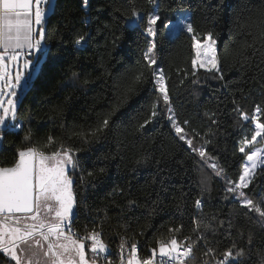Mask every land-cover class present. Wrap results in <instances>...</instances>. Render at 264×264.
<instances>
[{"label":"trees","instance_id":"1","mask_svg":"<svg viewBox=\"0 0 264 264\" xmlns=\"http://www.w3.org/2000/svg\"><path fill=\"white\" fill-rule=\"evenodd\" d=\"M134 8L143 15L159 11L156 67L164 70L176 117L189 122L194 144L210 140L207 151L228 178L238 179L245 162L239 141L250 138L253 125L240 122L235 109L249 116L256 106L264 110V0H88L86 6L83 0H56L45 27L48 55L20 98V127L4 133L0 166H11L18 150L31 144L45 152L59 143L79 149L81 168L70 173L77 198L71 227L80 235L85 228L101 231L111 261L119 259L121 236L129 244L134 239L147 257L170 228L183 225L177 238L195 239L192 230L200 221L210 228L202 233L196 258L214 262L235 244L245 253L240 264H264V220L234 200L225 181L176 137L167 113L140 128L158 94L143 58L148 38L129 27ZM183 10L198 38L208 32L220 37L221 73L200 69L193 76L191 34L167 35L165 25ZM84 32L92 39L78 48L74 39ZM104 118L108 128L91 135ZM48 137L51 149L44 147ZM202 177L207 184L200 183ZM246 191L256 202L264 199V167ZM208 249L213 255L206 257ZM0 264L14 262L0 252Z\"/></svg>","mask_w":264,"mask_h":264},{"label":"snow or ice","instance_id":"2","mask_svg":"<svg viewBox=\"0 0 264 264\" xmlns=\"http://www.w3.org/2000/svg\"><path fill=\"white\" fill-rule=\"evenodd\" d=\"M148 3L155 5L156 0H148ZM83 4L86 6L88 0H83ZM54 11L55 0H0V141L4 139L6 129L20 127L17 119L18 92L31 88L46 60L48 52L44 25L46 18ZM160 19L158 10L143 15L141 10L135 8L128 18L129 27L140 28L148 38L143 58L146 66L152 70L153 87L158 94L152 103L148 119H145L140 128L150 124L161 112H166L176 137L192 153L197 154L215 176L225 181L226 192L242 207L264 218V208L261 207L264 199L256 202L246 191L253 184L257 169L264 167V148L256 146L258 138L264 141V122H261L264 110L256 106L254 113L249 116L239 106L235 109L239 121H250L253 131L250 138L245 135L239 141L238 151L245 162L238 179L232 180L219 165L217 158L207 151L206 146L211 141L204 140L199 145L194 144V137L186 131L189 122L184 120L181 123L176 117L164 70L156 67V25ZM165 27L172 29L174 33L183 31L191 34L193 76L200 69L209 73H221L217 42L211 32L206 33L202 39L198 38L186 15H180L175 23L168 21ZM91 39V34L84 32L75 37L74 44L82 48ZM142 79L141 72L137 74L136 80ZM108 126L109 119L104 118L91 135L96 136ZM238 126L242 127L243 124L238 122ZM25 139L31 142L32 138L29 135ZM53 144V138L48 137L44 147L51 149ZM78 152L79 149L67 147L63 143L57 144L55 150L48 152L31 144L18 150L17 159L11 166H0V252L14 264H113V261L107 259L109 248L101 231L95 228L88 231L85 228V234L80 235L71 227L77 198L73 188V175L70 173L74 174L81 168ZM99 172L103 173L104 169H99ZM87 175L91 177L94 173L88 172ZM200 183L207 184V178L202 177ZM202 199L203 197L195 200L197 210H202ZM183 227L180 225L170 228L168 238L157 240V246L150 250L147 257L139 256L134 239L129 244L130 238L121 236L118 264H192L196 260L197 246L205 239L202 233L210 225L204 224L202 227L201 222L196 221L192 230L196 238L189 235L178 239ZM203 255H213V250L208 249ZM220 256L222 259H215V264H240L245 253L233 244ZM202 264H208V261H203Z\"/></svg>","mask_w":264,"mask_h":264},{"label":"rangeland","instance_id":"3","mask_svg":"<svg viewBox=\"0 0 264 264\" xmlns=\"http://www.w3.org/2000/svg\"><path fill=\"white\" fill-rule=\"evenodd\" d=\"M55 3H56V0H55ZM180 15H186V16H189V14H188V12L187 11H185V10H183V11H181L179 14H178V16H177V18L174 20V21H172L173 23H175L176 22V20L178 19V17L180 16ZM48 18V17H47ZM47 18H46V21H47ZM46 21H45V25H44V31H45V27H46ZM176 33H174L173 32V30L172 29H170V28H168L167 27V35L168 36H173V35H175ZM213 39H215L216 40V48H217V46H218V44H219V39H220V37L219 36H216V37H214L213 36ZM35 62V61H34ZM202 70H204V69H202ZM27 91V89H25V90H23V91H21V92H18V106H17V110H18V107H19V105H20V98L24 95V93ZM168 115V114H167ZM169 123H170V121H169ZM257 147H261V148H264V141H260V139L258 138V142H257V145H256ZM261 168V167H260ZM259 170V168L257 169V171ZM73 183H74V179H73ZM74 212H75V209H74ZM258 217H259V215L258 214H256ZM74 216V215H73ZM260 219H262V220H264V218H261V217H259ZM5 255V254H4ZM6 256V255H5ZM6 258L7 259H9L7 256H6ZM10 260V259H9ZM202 262H203V260H201V259H198V258H196V260L195 261H193L192 262V264H202ZM208 264H215V261L214 262H208Z\"/></svg>","mask_w":264,"mask_h":264},{"label":"crops","instance_id":"4","mask_svg":"<svg viewBox=\"0 0 264 264\" xmlns=\"http://www.w3.org/2000/svg\"><path fill=\"white\" fill-rule=\"evenodd\" d=\"M12 130H13V129H12ZM5 131H7V129H6ZM2 144H3V140L0 141V148L2 147ZM101 264H102V262H101ZM113 264H118V261H113Z\"/></svg>","mask_w":264,"mask_h":264},{"label":"built area","instance_id":"5","mask_svg":"<svg viewBox=\"0 0 264 264\" xmlns=\"http://www.w3.org/2000/svg\"><path fill=\"white\" fill-rule=\"evenodd\" d=\"M139 249V248H138ZM139 256H140V250H139ZM107 259H109V252H108V254H107ZM102 260H103V258H102Z\"/></svg>","mask_w":264,"mask_h":264}]
</instances>
